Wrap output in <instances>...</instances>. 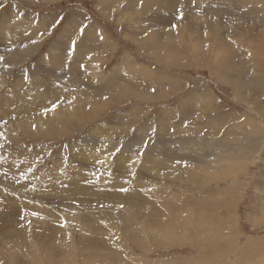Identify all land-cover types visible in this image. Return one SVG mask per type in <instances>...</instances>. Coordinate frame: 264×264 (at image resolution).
Wrapping results in <instances>:
<instances>
[{
  "label": "rangeland",
  "instance_id": "374dc122",
  "mask_svg": "<svg viewBox=\"0 0 264 264\" xmlns=\"http://www.w3.org/2000/svg\"><path fill=\"white\" fill-rule=\"evenodd\" d=\"M21 76L0 264H264V0H0Z\"/></svg>",
  "mask_w": 264,
  "mask_h": 264
},
{
  "label": "bare ground",
  "instance_id": "6f19581e",
  "mask_svg": "<svg viewBox=\"0 0 264 264\" xmlns=\"http://www.w3.org/2000/svg\"><path fill=\"white\" fill-rule=\"evenodd\" d=\"M162 2V1H161ZM155 3V2H154ZM136 6V5H135ZM131 7V6H130ZM137 9V8H136ZM136 11V10H135ZM64 41L62 40V39H60L59 41H58V43H57V47L59 48L60 46H62V45H64V43H63ZM26 51V50H25ZM42 60V59H41ZM39 68H40V70H42V71H44L45 70V68L42 66V65H39ZM25 74V73H24ZM32 76L34 77V79L36 78V77H41V75L39 74V72H37L36 71V69L34 68L33 70H32ZM22 77V78H21ZM21 77H18V82L16 83V85H15V87L13 88V90H10V91H8V93H7V95L5 96V98H3V100L1 101V103H0V114L1 115H4V114H7V113H5V112H3V110H2V107L4 106V105H6V104H9V103H11L12 101H16L17 100V98H20L21 97V94H23L24 96H22V98H30V95H33V96H35L36 94H37V96H40V93H37L35 90H30V89H28V87H27V85L23 82V79H26V77L27 76H24V78H23V76H21ZM18 88H20L21 90L19 91V90H17ZM46 96V95H45ZM51 130V134H55V130L54 129H50ZM39 131V130H38ZM31 133V132H30ZM57 134V133H56ZM134 140H136V137L134 138ZM133 140V141H134ZM177 148V147H176ZM177 149H183L184 150V147H179V148H177ZM189 150V149H188ZM3 215H7L6 213H3ZM112 217V216H111ZM106 218V217H105ZM43 226L45 227L46 225H44L43 224ZM57 235H60V232L58 231H56L55 232ZM15 235V234H14ZM42 235V234H41ZM43 236V235H42ZM39 237L40 238V241H41V243H42V245H43V247L45 248V245H44V243L46 244V241L47 240H50L51 238H50V235H44V237ZM130 238V240H132L133 238H132V236L131 237H129ZM132 238V239H131ZM53 240H54V238H52ZM74 240H76V239H74ZM78 240H80V238L79 239H77L76 241H78ZM82 240H84L83 238H82ZM138 239H136V241H137ZM51 241V240H50ZM60 241L61 242H63L64 240L63 239H60ZM53 242V241H52ZM83 242V241H82ZM82 242L80 241V243L82 244ZM84 243H86L87 244V242L86 241H84ZM72 244H74V242L72 241ZM89 245L91 244L90 242L88 243ZM89 245H87V246H89ZM83 246H84V244H83ZM86 246V247H87ZM91 246V245H90ZM48 247V246H47ZM50 248V247H49ZM47 249V248H46ZM76 249V248H75Z\"/></svg>",
  "mask_w": 264,
  "mask_h": 264
},
{
  "label": "snow or ice",
  "instance_id": "6c2138e0",
  "mask_svg": "<svg viewBox=\"0 0 264 264\" xmlns=\"http://www.w3.org/2000/svg\"><path fill=\"white\" fill-rule=\"evenodd\" d=\"M80 31H81V34H83V28ZM73 45H75V41H73Z\"/></svg>",
  "mask_w": 264,
  "mask_h": 264
}]
</instances>
